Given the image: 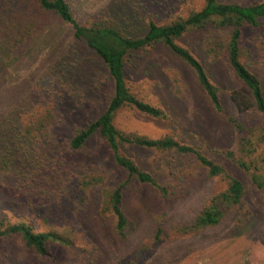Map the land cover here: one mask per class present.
Here are the masks:
<instances>
[{
  "label": "trees",
  "instance_id": "16d2710c",
  "mask_svg": "<svg viewBox=\"0 0 264 264\" xmlns=\"http://www.w3.org/2000/svg\"><path fill=\"white\" fill-rule=\"evenodd\" d=\"M185 3L96 0L86 6L85 0H0V101L5 96V109L0 112V188L23 192L27 199L31 194L35 200L37 195L25 180L29 174L57 161L61 169L52 166V175L62 179L63 173L72 175L73 163L65 162L67 152L86 149L85 154L90 153L88 144L93 141L103 150L104 163L118 174L113 181L106 174L95 179V184H103L100 216H109L115 238H128L138 227L127 191L140 196L139 200L163 202L164 209L180 194L189 195L195 184L213 177L224 180L225 186L199 199L191 225L185 227H213L233 213L238 226L229 233L246 231L247 220L235 210L244 205L248 184L229 175L198 146L206 151L212 148L234 167L248 171L254 189L264 188V59L262 75L240 60L247 47L241 44V29L264 23V0L249 4L201 0L198 8L183 9ZM208 23L228 32L224 46L219 47L233 82L228 88L222 87L190 47L177 43L183 33ZM217 54L216 50L210 54V48L207 51V55ZM43 59L41 72L19 75L36 62L42 66ZM127 72L147 80L149 96L141 97L130 89ZM185 74L192 76L206 108L232 130L236 157L232 150L224 151L225 146L192 134L181 115L169 112L172 101L185 97V84L181 87ZM13 82L21 90L8 91ZM124 106L162 121L169 132L151 138L120 131L114 116ZM258 149L260 156L254 157L259 168L254 172L245 160ZM85 158L75 160L74 165L87 169L95 161ZM57 191L60 196L63 186L57 184ZM4 204L0 198V208ZM143 213L153 215L156 230L152 238L158 239L166 218L162 212H146V207ZM11 235L19 236L40 257L48 255V240L63 247L71 245L70 237L57 232L34 231L23 222L7 225L0 218V238ZM99 247L93 244L91 251L97 254ZM94 256L89 255L87 264L93 263ZM7 257L0 246V264H8ZM114 264L129 263L118 259Z\"/></svg>",
  "mask_w": 264,
  "mask_h": 264
},
{
  "label": "rangeland",
  "instance_id": "374dc122",
  "mask_svg": "<svg viewBox=\"0 0 264 264\" xmlns=\"http://www.w3.org/2000/svg\"><path fill=\"white\" fill-rule=\"evenodd\" d=\"M92 1L96 0H85L86 6ZM220 1L249 4L261 0ZM186 2L183 9L198 8L201 4V0H186ZM197 29L183 33L177 38V43L190 47L193 54L207 65L213 77L219 79L217 81L222 84V87L228 88L233 82L227 74L229 70L222 58L224 53H219V47L224 46L227 40V30L216 27L214 23H208ZM263 37L264 23L257 28L245 26L241 29L240 41L247 47L243 48L240 60L250 64L258 75L263 74L261 69L264 59ZM209 48L210 54L213 50H216L218 54L207 55ZM43 65H45L44 59L42 66L38 67L36 62L35 66L20 70L19 75L31 72L38 74L42 71ZM187 74L183 76L184 80L181 83L183 84L181 87L184 84L186 87L183 91L185 97L176 98L174 101L172 99L169 112L173 113L172 115H175L174 113L181 115L180 118L185 121L184 127H188L192 134L206 138L212 145L225 146L223 150H232L236 157L238 155L237 140L230 139L232 130L206 108L196 89V83L192 76ZM125 78L127 85L136 95L141 97L148 95V83L142 76L127 72ZM19 79L21 80V77ZM12 90L21 89L17 88V84L13 82L8 91ZM4 109L5 96L0 101V112ZM162 123L160 120L155 121L138 114L128 106L119 108L114 116V124L120 131H133L151 138L169 132L167 127L161 125ZM175 133L176 130H173V134ZM172 137L176 138L175 135ZM192 144L198 146L195 141ZM88 146L91 149L89 148L90 153L87 154H85L86 149L67 152L65 162L73 163L72 175L63 173L61 174L63 179L59 175H52L49 171L52 166L56 167L57 164L58 171L61 169L57 161L48 162L50 165H46V169L41 172L29 174L30 177L25 180L27 184H31V191L37 195L35 200L31 194L27 199L23 192L13 193L0 188V198L5 202V206L0 208L3 224L23 222L31 226L34 231L57 232L70 237L71 241V245L63 247L55 241L48 240L46 242L48 255L40 257L31 248L26 247L17 235L0 238L1 249L8 255L6 259L8 264H87L89 255H95L92 264H114L118 259L122 263L129 264H264V188H253L248 171L234 167L222 154L210 150L212 148L206 151L198 146V149L208 158L222 164L229 175L248 184L244 205L238 206L235 210L240 217L243 216L247 220L246 224H249L247 230L241 234L229 233L230 229H237L236 226H238L233 213H228L213 227L199 230H190L185 227L191 225L195 208L200 205L199 199L205 197L209 190L210 196L225 186L224 180L220 181L219 178L213 177L209 180L204 179L205 181L202 182L204 184H195L189 195L180 194L164 209L163 202L158 204L153 201L146 202L145 199L139 200L137 197L140 196L127 191L130 194L129 201L135 205L134 221L138 223V227L128 238L117 239L110 230L109 216H100L102 199L99 191L103 188V184L100 186L98 184L100 181L95 184V179H100L102 174H106L113 181L118 174L112 171L100 157V153L104 152L97 142L90 141ZM259 152V149L255 150L254 154L247 155L245 160L249 163V169L254 172L257 166L259 168V161L254 157L260 156ZM87 156L95 159L92 164L86 166L87 169L74 165L75 160L86 159ZM96 162L100 165L99 167ZM59 178L61 182L57 183ZM87 180H93L94 184H84ZM57 184L63 186L60 196H57ZM79 194L82 195V201L78 203ZM143 194H147L151 200H154L149 191L144 190ZM206 201L207 199L204 202ZM145 207L146 212H162L166 218L161 225L162 230L158 234V239L152 238L156 225L152 220L153 215L143 213ZM93 244L100 246L97 254H95L96 251H91ZM101 247L105 250L103 251Z\"/></svg>",
  "mask_w": 264,
  "mask_h": 264
}]
</instances>
